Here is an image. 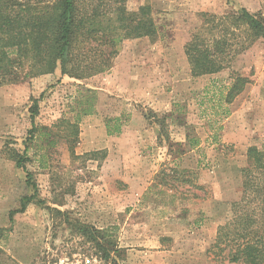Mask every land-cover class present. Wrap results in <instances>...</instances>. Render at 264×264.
<instances>
[{
  "label": "rangeland",
  "instance_id": "374dc122",
  "mask_svg": "<svg viewBox=\"0 0 264 264\" xmlns=\"http://www.w3.org/2000/svg\"><path fill=\"white\" fill-rule=\"evenodd\" d=\"M126 6H150L160 34L124 41L104 73L76 80L57 70L0 86V264L75 254L104 264H222L213 249L218 227L241 198L248 148H264V41L237 31L234 46L245 50L200 78L184 47L202 13L264 16V0ZM238 77L250 83L228 104ZM85 89L97 93L96 114L81 119L75 143L74 99ZM118 118L121 134L108 135ZM13 152L25 154L23 166Z\"/></svg>",
  "mask_w": 264,
  "mask_h": 264
},
{
  "label": "trees",
  "instance_id": "16d2710c",
  "mask_svg": "<svg viewBox=\"0 0 264 264\" xmlns=\"http://www.w3.org/2000/svg\"><path fill=\"white\" fill-rule=\"evenodd\" d=\"M126 4L127 0H0V86L57 70L76 80L95 76L111 67L124 41L157 38L160 33L151 7L129 11ZM200 17L201 26L184 47L193 78L221 73L237 53L245 50V44L240 49L235 47L237 31L264 41V16L260 13L241 9L224 18L206 13ZM249 83L238 77L228 90L226 102L233 103ZM97 99L94 90L78 91L72 125L75 143L78 124L96 114ZM38 110V100H34L30 141L36 138ZM114 122L113 130L107 125L108 135L122 132L121 120ZM70 152L75 156L73 147ZM12 154L18 167L23 166L25 154ZM247 159L241 198L230 205L213 246L222 264H264V148L249 147ZM30 180L29 174L28 184ZM32 199L23 198L22 208L15 213H23Z\"/></svg>",
  "mask_w": 264,
  "mask_h": 264
},
{
  "label": "built area",
  "instance_id": "2783aa9c",
  "mask_svg": "<svg viewBox=\"0 0 264 264\" xmlns=\"http://www.w3.org/2000/svg\"><path fill=\"white\" fill-rule=\"evenodd\" d=\"M54 264H104L103 259L97 254L82 255L75 254L73 257H66Z\"/></svg>",
  "mask_w": 264,
  "mask_h": 264
},
{
  "label": "crops",
  "instance_id": "0c3cea01",
  "mask_svg": "<svg viewBox=\"0 0 264 264\" xmlns=\"http://www.w3.org/2000/svg\"><path fill=\"white\" fill-rule=\"evenodd\" d=\"M263 130V129H262Z\"/></svg>",
  "mask_w": 264,
  "mask_h": 264
}]
</instances>
